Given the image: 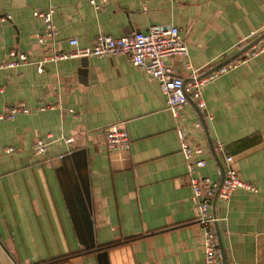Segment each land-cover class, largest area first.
Masks as SVG:
<instances>
[{"label": "crops", "instance_id": "obj_1", "mask_svg": "<svg viewBox=\"0 0 264 264\" xmlns=\"http://www.w3.org/2000/svg\"><path fill=\"white\" fill-rule=\"evenodd\" d=\"M49 3L57 33L39 43L44 20L35 12ZM3 15L0 63L11 49L34 61L70 50V38L85 47L99 35L177 26L188 54L166 62L185 82L264 33V0H0ZM255 47L203 87L205 124L195 100L176 119L158 82L127 55L60 60L43 72L32 63L1 68L0 111L18 103L29 111L0 119V264H206L178 125L203 149L207 166L197 176L221 182L213 146L257 188L211 210L227 264H264V38ZM112 122L126 128L127 149L106 148L103 128ZM38 139L47 141L43 154Z\"/></svg>", "mask_w": 264, "mask_h": 264}, {"label": "built area", "instance_id": "obj_2", "mask_svg": "<svg viewBox=\"0 0 264 264\" xmlns=\"http://www.w3.org/2000/svg\"><path fill=\"white\" fill-rule=\"evenodd\" d=\"M53 14L54 7L50 3L44 10L35 12L36 16H40L44 20V29L36 34L39 43H44L46 37L53 38L57 33L53 22ZM8 18L9 15L0 16V21ZM255 35L256 32H253L251 37ZM68 44L72 47L70 50L59 51L52 48L46 51L40 59L34 61H29L26 53L11 49L8 52L9 60L0 63V69L5 67L14 68L32 63L36 66L38 72H43L47 63H55L60 60L77 57L127 55L134 66L141 68L150 78L158 82L166 98L167 108L176 119H179L188 102V96L197 102L199 108H205L206 103L202 97L203 87L236 68L239 64L247 62L259 52L256 47L249 49L239 58L206 75L201 76L193 70L190 73L191 81L185 82L184 77L177 75L174 69L166 62L167 58L172 56L188 54L180 28L174 25H154L146 32L137 31L131 35L117 38L110 35H99L92 45L85 47H80L76 38H70ZM186 66L191 69L190 62H187ZM51 107L52 105H43L40 109ZM28 111L25 104H14L0 111V119H12L16 114ZM103 132L105 146L109 151H118L129 147L128 132L121 122L106 124ZM177 134L181 144V152L190 175L194 198L197 201L198 220L203 228L202 241L206 254V264H224L215 230L218 218L211 210L212 203L215 198L219 201H228L239 189L256 192L257 188L240 177L233 166V155L225 157V178L222 184L221 182L212 181L206 176H197L196 171L207 166V160L200 157L203 154V149L190 143L188 132L183 126H177ZM71 141V138L67 139V142ZM46 145L47 141L38 139L34 144L35 152L43 154L46 151ZM217 147L219 150L224 148L221 142H217ZM12 151V147L5 148V153Z\"/></svg>", "mask_w": 264, "mask_h": 264}, {"label": "water", "instance_id": "obj_3", "mask_svg": "<svg viewBox=\"0 0 264 264\" xmlns=\"http://www.w3.org/2000/svg\"><path fill=\"white\" fill-rule=\"evenodd\" d=\"M263 38H264V33L261 34V36H259V37H258L257 39H255L254 41L250 42L249 44H247L246 46H244L243 48H241V49H240L239 51H237L234 55H232V56H230L229 58H227L224 62L220 63L219 65H217V66H215V67H213V68H212L211 70H209L206 74H209V73H211V72L217 70V69L220 68L221 66L226 65V64H228V63L234 61L235 59L239 58L241 55H243L246 51H248L249 49H251L256 43H258V42H259L261 39H263ZM206 74H205V75H206ZM188 100H189V101H193V99H192L190 96H188ZM197 107H198V105H197ZM198 108H199V107H198ZM199 113H200V115H201V118H202V120H203V123L205 124L206 121H205L204 115H203V113H202V111H201L200 108H199ZM208 125H209V123H208ZM211 146H212V144H211ZM212 151H213V154L215 155V157H216V159H217V161H218V163H219V165H220V167H221V170H222V179H221V184H222L223 181H224V178H225V166H224L223 163L221 162L220 157H219V155L216 153V151H215V149H214L213 146H212ZM216 201H217V199L215 198L214 203H213L214 205H215ZM218 240H219V246H220V250H221V255H222L223 263H224V264H227V261H226V255H225V252H224V248H223L222 240H221V238H220V234H219V233H218ZM91 247H93V246H91ZM87 248H90V247H87Z\"/></svg>", "mask_w": 264, "mask_h": 264}, {"label": "trees", "instance_id": "obj_4", "mask_svg": "<svg viewBox=\"0 0 264 264\" xmlns=\"http://www.w3.org/2000/svg\"><path fill=\"white\" fill-rule=\"evenodd\" d=\"M107 246H111V244H109V245H107ZM87 249H91V247H90V248H87Z\"/></svg>", "mask_w": 264, "mask_h": 264}]
</instances>
